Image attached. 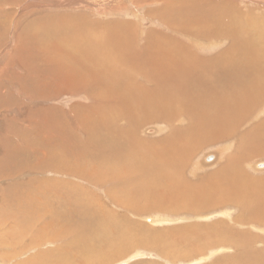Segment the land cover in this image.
<instances>
[{
	"label": "bare ground",
	"instance_id": "bare-ground-1",
	"mask_svg": "<svg viewBox=\"0 0 264 264\" xmlns=\"http://www.w3.org/2000/svg\"><path fill=\"white\" fill-rule=\"evenodd\" d=\"M15 1L18 2L21 0ZM41 1L43 2L46 0ZM154 1L155 0L152 2ZM187 2L188 4L184 5V3ZM201 2L203 3L204 1L184 0L179 1L178 5H171L169 4L168 0H162V3H164L163 5L167 10H169V7L171 10H173V8H190L194 7L196 4H200ZM12 3H14V0H4V4L7 6H11ZM58 3L63 5L62 2ZM95 3L94 9L96 10H100V8L107 9L110 5L107 3L109 5L105 7V5L101 2H99L100 4L97 2ZM261 3L263 4V2ZM43 4H45V2H43ZM102 4L104 6H102ZM233 4H213L214 7H211L210 10H208L209 12L206 13V16H211V19L209 22L206 21L205 23H211L212 21L214 22L213 26L210 25L207 27L203 25L202 27L195 28L192 27L194 26V23L192 22H188V27L181 25L177 28H174L173 25H171V27L174 28H170L173 31L172 35L175 33L182 40L186 41L183 42L178 38H172L170 35L167 36L163 34L164 31L161 33L160 31L162 30L159 29V31L156 30L147 32H143L141 30V32L138 33L136 30L137 25L136 27L131 26L133 25L132 22H130V24L128 23V26L122 23L120 25H115L112 23H109L112 25H99L88 21L84 17H81L82 15H76L77 17H75L73 12H76L77 9H83V7L77 6L79 5L78 1L66 0V6L72 8L74 11L65 16L59 14L60 17L58 20L60 26L57 27L56 33L54 35H41V39L38 37L39 40H41V42L39 41L41 46H43L45 49L43 51V56L45 58L43 59V63L47 69L46 71L42 70V76L40 77V79L42 78V81L40 82L42 88L40 107L42 112L45 113L46 117L49 118V115H51L53 119L58 121L61 129L64 127L63 132L65 133V137L59 136L58 138H55L58 139L59 142L58 150L61 152V161L64 160L65 163L66 158H69V161L71 158L77 162L73 167L69 166L70 168L68 166H61L60 168L57 167L55 170L52 169V173L61 178H79L80 180L82 179V181L84 180L89 182L94 186L111 184L112 188L109 190L107 189V194L110 195L111 199L113 198L112 193L114 192H131L130 196H137V194L142 191L143 193H150L151 196L157 194L158 199H155V201L153 199V201L148 199L144 204L142 203V205L140 203L139 205H136L138 201L137 203L136 201L134 202L135 205L129 203L130 206L132 205V207L129 206V210L133 213H136V215L138 214V217L141 214L147 213L150 209H159L160 211L163 210V212L166 211L172 213H202L205 212L206 209H217L218 207L228 204L241 207L243 212L247 211V221L251 222L248 223L250 226H254V223H257L258 225L262 223L261 226H264V194L256 190L258 186L256 185L255 180L253 182L251 179H249V177H247V173L242 169L245 161L250 159V156L254 152L260 151L258 153L264 154V135L259 136L258 134L263 132L264 117L261 118L259 115H255L258 113L259 109L260 115L264 114V17L263 19H260L259 17L255 16V12L252 13L250 11H241V8L239 9ZM32 5L35 6V4ZM2 6L4 7V5ZM45 6L47 8V4ZM48 6L55 7L57 5L49 4ZM75 6L77 7L75 8ZM118 9H120L119 11H122L121 8ZM41 12L42 14L45 13L43 11ZM32 13L34 15V12ZM31 17L32 16H27V19L23 18L22 20L27 22L29 19L31 20ZM127 18L131 17L128 16ZM161 19H163L162 16ZM196 19L198 18L196 17ZM101 30H103V34H106L104 39H101L102 37L99 34V32L101 33ZM95 31L98 32L99 36L91 34ZM135 32H137L138 35L136 33L137 41L135 44H133L132 40L135 38ZM214 43H217L218 45L225 44L227 47L223 52H218L215 56L211 55L209 57L201 55L193 50L194 48L200 50L201 47L198 48V46L203 44H205V46L208 45L211 47V45ZM215 48L217 47L215 46ZM44 74L45 76H43ZM46 74H49L50 76L52 75L50 80L53 81V83L56 80L54 77L55 74L56 78L58 76L59 78L63 79V82L60 80V82H62L65 86H61L60 90L62 89V91L59 90L58 93L55 91L57 93L56 95H49L48 85H50L51 88L52 85L48 83L49 77L46 76ZM29 76L31 79L34 77L26 73L23 77V79L26 81L24 82L25 88L28 87L26 83ZM38 78L36 80L40 81ZM74 81L75 84H73ZM59 84L60 83H58V85ZM98 86H103L102 90L105 91L104 94L95 91ZM20 87L22 88V85ZM91 89L93 90L91 91ZM82 91L88 92V95L94 99V102H98V106L91 110L90 108H82L84 109L82 110L80 109L81 107L79 109L73 107L66 112L62 110L63 108L61 109L55 104L49 103L50 101L53 102L54 100L60 99L61 95L71 96ZM29 96V98L32 99L36 98L35 94L31 91ZM64 102L67 101L64 100ZM32 105L34 104L32 103ZM80 112L85 116L86 112H88L87 116L90 119L101 118V122L99 121L96 124H92V121H86L88 120L86 118L82 120L79 118ZM0 117L5 121H10L7 126L11 125L12 122L14 123V121L17 120H13L15 117L11 112L7 111V108H4V110L0 112ZM252 118L256 119V123L254 121L251 122ZM107 119H113V121H111L112 124H109V127L106 129V131L109 129L112 130L110 132L108 131L107 140L103 144L102 150L105 152L104 159H100L99 157L103 153L101 147L99 146V144L103 141L99 137V132L101 130L100 125L104 126ZM114 119H118V121L115 122ZM155 120H159L157 127L158 129L159 125H162L164 128L163 132L161 133H164V130H166L168 131V134H161L164 135V137L161 138V141L157 140L156 143H151L152 141L146 143V141L139 137V132L141 130L144 133V129H142L141 126L148 122L152 123V121L154 122ZM24 122H26L25 119ZM249 122H251L250 126L247 124ZM17 123L18 122H16V124L14 123V126L11 125V127H16L15 125H17ZM33 123L34 122L30 123L29 121H27V123H23V125L19 123L18 130H15V132L13 131L14 128H11L15 137L13 142H11L12 144L8 143L9 147L6 146L7 151L2 157L3 161H5L4 163L8 164V172H6L4 175V181L5 183H8V187L6 185L5 189L1 187L2 190H6L7 194L0 198V202L5 204L7 207L10 206L11 208H15L12 207L15 206L14 202L17 203L16 205L19 206V208L24 206L31 208L33 207L32 204H37L34 207L38 209L41 205V188L37 187L38 184L42 186L41 178L35 176L41 174V159H39V156L41 155V144L39 141H37V144L39 145L33 146L34 141L31 142L33 137L30 136L35 135V133L32 131ZM171 124H174V127ZM7 126L3 124L4 128L2 127V132L5 128L7 129ZM142 127L144 128V126ZM149 127L152 126L150 125ZM154 127L155 126L146 129L145 134L147 136L153 134H155L154 137L158 136L156 134L160 132H158L159 130ZM55 130H50L49 137L54 135ZM79 133H84L86 138L84 135L79 136ZM11 137L12 136H10V138ZM83 137L86 140H82ZM227 139H234L240 143V149H242V151L239 149L237 157L230 155L225 158L223 155L224 159H222V157L218 158L216 154L213 155L214 152L211 155L208 154L204 156L203 158L200 157L203 163H206L207 165L211 164L209 166L214 165V169L218 166L220 167H218L209 178L202 177L198 174V170L201 171V169L204 167L201 162L200 164H202L201 166L203 167L200 165L199 167L193 166L196 168L192 172L191 170L193 168L190 166L191 173L188 175L189 177L191 176L192 179L190 180L185 178L186 174L184 171H186V165L190 164L189 162H191L196 149L200 147L201 144L203 146V144L209 142L215 143ZM247 140H256L260 143V146L256 149H252L254 147H250V141L248 142ZM56 143L57 142L55 141V145ZM228 149L230 150V148ZM29 152H31L30 155L28 154ZM145 155H149L151 158H144L143 156ZM54 157L56 156L54 155ZM60 158H58V160ZM30 159H36L35 164H33V166L30 165L31 168H33L24 170V168H26L27 162ZM81 162L90 163L92 165V170L85 171L86 168H80L79 166L81 165ZM50 163H48V165H50ZM96 166H98V168H96ZM100 166L104 168L102 171L105 170V174H99L102 172L100 170ZM255 167L257 169L264 170V162H259ZM24 175H30V179L28 177L26 180H20L19 182H16V180L21 179ZM53 179L56 181V178ZM58 180V183L60 184L57 187L58 189L55 188L57 189L56 195L62 191L68 190L71 192L70 187H74L73 184L67 183V181L64 179ZM43 182L45 184L43 186H47L50 189V186L46 185L50 183V180L45 179ZM262 182L264 183V180ZM87 185L88 184L86 183V186ZM164 187H166V189H163ZM78 188L74 187L72 191H76ZM80 190L82 191L83 189ZM53 192L55 191L53 190ZM93 196L91 198L95 197ZM127 197L129 196H126V198ZM88 199H90V197ZM116 199V203L121 206L126 205L128 202L126 201L127 199L125 201L122 200L123 198L121 200H118V198ZM92 201L97 202L98 200L96 201L94 198ZM130 201H132V199ZM143 201L144 200L141 202ZM69 202L71 201L69 200ZM258 204L259 207H257ZM251 205H253V208ZM89 206L92 208V211L90 212L91 221L87 218L88 216H85L84 218L86 222L83 223L82 221L78 227H75L77 226L75 225L74 227L76 229H67V223L64 225L57 224V221L55 220L60 217H57L56 214H54V220L50 223H46V225L42 228L40 225V230L42 229L44 232V230L51 227L53 228L57 224L58 229L54 233V237L59 239L60 237L67 235L72 236L73 240H71L72 243L69 245H73V249H79L81 246H83L81 243V238L83 236H92L91 241L93 243L101 244L100 240L103 241L104 244H102V246H106V248H108V245H110L108 241L112 240L110 236H135L131 231L126 232L125 230H117L115 228L116 224L113 222H104L105 220L109 219H111V221H115L114 219L116 215L111 213L112 211H106L105 208H103L105 211L103 210L102 212L97 209L94 210L90 202ZM258 209H261L263 213L261 214ZM58 210L61 211L60 209ZM20 211L21 218H23L26 215L25 211ZM98 212L101 213L100 218L98 217ZM110 213L113 215H110ZM35 214H37V212ZM223 214L227 216V213ZM13 215H15V213ZM111 216L114 217L112 218ZM51 217L53 219V216ZM36 218H38V221L41 222V218H43V216H41V214H37ZM102 218L105 220H100ZM139 218L141 219V217ZM15 219L18 220V218ZM126 220L123 222L124 226H131L135 231H139L137 230L138 226L135 225L134 222L128 220L127 218ZM146 221L154 223L155 225L159 224L160 222H172L169 219H162L159 216L155 217V219L154 217L151 219L147 218ZM235 221H237V219ZM53 224L54 226H52ZM241 225H244V222H242ZM112 226H114L115 231L113 230ZM181 229L183 232H185L186 236H200L198 234H201V236H223L221 233H219V231L222 230H224V234H226V236H233L232 228L228 227L226 224H223V226L213 225L208 229H202L199 225H188L180 228L177 231L176 229L173 231L180 233ZM262 229L264 230V228ZM195 231L198 232V234ZM150 233H148V235ZM141 234L143 236H147L145 233ZM162 235L163 234L161 233L155 236ZM24 236H16V238H20L22 240L24 239ZM96 236H99L100 238L106 236V243L102 239H96ZM164 236L166 235L164 234ZM144 239L146 238H143V240ZM34 240L38 241L39 239L36 240V238H34L33 241ZM137 241H140L142 244L141 238H138ZM222 241L224 242V238ZM144 242L145 241H143V243ZM86 243H90V241H87ZM140 243L139 245H141ZM255 243H257V241L249 240L247 247L253 248L255 247ZM223 244L227 245V242ZM39 245L41 246V244L38 242V245L36 246ZM137 245L134 246V249L138 247ZM233 246L234 245H231V248H233ZM146 247L151 248V244ZM236 247L238 249H242V246L239 242L236 244ZM125 249L126 247L121 249L120 253L113 255L106 264L112 261L114 263L117 261V259H121L120 257L130 252V249ZM165 249V253L168 255L167 250L169 249ZM262 251L264 252V249ZM262 251H259L261 256H259V252V255H254V257H256V255L258 256L256 257V260H253V262L255 261V264H264V255L262 256ZM56 252H58L57 255L59 252H61V256L65 257L64 259L60 258V261L64 263L59 264H68L66 256L68 255L69 257L71 253H69L70 250L66 252V250L63 248H57L54 251L49 250L47 252L41 253L26 264H33L34 262L37 263L38 259L42 258L45 260V258H49V256H51L50 258H53L52 256ZM215 252H217V250L210 253L208 252L209 254L205 255L202 254L200 250H198V253L202 255V258L198 259L199 261L193 260L192 263L197 264L202 262L206 260V257H208L210 254L212 255ZM57 255L55 256L56 258L59 256ZM177 255L183 256L181 258L189 257L187 259H193V257H190L188 254L182 255L178 253ZM75 257L77 258V256ZM232 257L233 256L229 257L228 259L231 260ZM106 258L108 259V257ZM80 262L81 261H78L76 264H80ZM253 262H251V264Z\"/></svg>",
	"mask_w": 264,
	"mask_h": 264
},
{
	"label": "rangeland",
	"instance_id": "rangeland-1",
	"mask_svg": "<svg viewBox=\"0 0 264 264\" xmlns=\"http://www.w3.org/2000/svg\"><path fill=\"white\" fill-rule=\"evenodd\" d=\"M74 1L79 2V5H77L78 7H83V9H77L76 12H73L74 13L73 15L75 17H77L76 15H78V16L82 15L81 17H84L88 21L95 23V24H99V25H112V24L120 25L122 23V24H126L128 26V23L130 24V22H132L133 25H131V26L136 27V25H137V29L136 28L135 29L137 30L138 33H140L141 30L143 32L162 30V31H160L161 33L164 31L163 34H165L167 36L170 35V37H172V38H176V39L178 38L183 42H186V41L182 40L175 33H174V35H172L173 31L170 28L174 29V28H177L181 25L188 27L189 26L188 22L194 23V26H192V27H195V28L202 27L203 25L207 26V27L210 25L213 26L214 22H212V21H211V23L205 24L206 21L209 22L211 19V16H206V13L209 12L208 10H210L211 7H214L213 4L217 5V3H218V4H223V5L227 4L228 5L229 3L230 4L234 3L233 5L237 6L239 9L241 8V11H244V12L250 11L252 13L255 12L256 15L255 14H253V15L259 17L260 19H263V17H264V5H263L264 0H203L204 2L206 1L205 5H204V2L203 3L201 2L200 4H196L194 7L185 8V9L173 8V10H171L170 7H169V10L165 9V7L163 5L164 3H162V0H155L154 2H152L153 0H149V1L148 0H122V1L121 0H117V1L116 0H113V1L108 0V2H107V0H101V1H99V0H95V1L94 0H84V3H83V0L82 1L74 0ZM168 1H169V4H171V5H178L179 1H184V0H178V1L168 0ZM185 1H190V0H185ZM210 1L211 2L213 1V2L211 3ZM32 2H34V3H32ZM43 2H45V4H43ZM43 2L41 0H21L18 2L14 0V3H12L11 6L8 5L9 6L8 7L7 5L4 4V0H0V11H2V12H0V112H2L4 110V108H7V111L11 112L12 115L15 117V118H13V120L17 119L16 121H14V123L16 124V122H18L17 125H15L17 128L13 127L14 126L13 122L11 123V125H13L12 127H11V125L7 126V124L10 123V121L9 122L5 121L4 119H2L0 117V132H1V135H0V141H1V143H0V154L2 155V156L0 155V188L2 187L3 189H5V185L6 186L8 185V183H5V181H4L5 180L4 175L6 174V172H8V170H7L8 164L4 163L5 161H3V159H2V157L5 155V153L7 151L6 146L9 147V144L11 142H13L14 137H15V135L13 133L15 132V130H18L19 123L23 125V123H27V121H29L30 123L34 122L33 126H32V131L35 133V135L30 136V137H33L31 140V142L34 141L33 146L39 145V144H37V141H39L41 144V155L39 156V159H41V174H38L35 176L41 178V185L42 186L45 185L43 182L45 179L50 180V183L46 184V185L50 186V189L47 186L42 187L39 184L37 185V187L41 188V205L38 208L39 210L36 207H34L37 204H32L33 207H31V208H28L25 206L19 208V206L16 205L17 203L14 202L15 206H12V207H15V208H11L10 206L7 207V206H5V204L0 202V264H26V263L30 262L37 255L44 253V252H47L49 250L54 251L57 248H63L66 250V252L68 250H70L69 253H71V255L73 254L72 255L73 257L71 255H69V257H68V255L66 256L68 264H74V263L76 264V262H78V261H81L80 264H93V263L94 264H99V263L106 264L107 261L113 255L120 253V250L124 249L125 247H126L125 250L130 249V252H128L125 255H123L122 257H120L121 259H117V261H115L114 263L112 261L108 264H189L190 262H191L190 264H193L192 263L193 260L199 261L198 259L202 258V255L200 253H198V250H200V252H202V254H205V255H208L210 252L215 251V250H217V252L213 253L212 255L210 254L208 257H206V260L199 262L197 264H251V262H253L254 259L256 260V257H258L257 255L260 254L259 256H261V253L259 251H262L264 249V230L262 229V228H264V226H261L262 223H260V225H258L257 223H254V226H252V225L250 226V224H248V223H251V222L247 221L248 213H247V211L243 212V210H241V207L226 204L224 206L218 207L217 209L216 208H212V209H208V210L206 209L205 212H202V213H196V212L172 213V212H166V211L163 212V210H161L162 211L161 212L159 209H158L159 211L155 210V209L154 210L150 209L147 213L139 215V217H141V219H140L138 217V214L136 215V213H133L132 211L129 210L130 207H132L133 204L135 205V203H134L135 201H136V203L138 201V203L136 205H139V203L142 205V203L144 204L146 202V200H148V199H150L151 201H153V200L155 201V199L156 200L158 199L157 194H154L151 196L150 193H148L149 194L148 195L147 192L143 193V191H142V192H139L137 194V196H130L131 192H114V193H112L113 198L111 199L110 195L107 194V189L109 190L110 188H112L111 184H109V185H107V184L106 185H95L94 186L93 184H90L89 182H86L84 180L82 181V179L80 180L79 178H78L79 180L75 179L73 177L61 178V177L52 173V169L55 170V169H57V167L60 168L61 166H68V167L72 166L73 167L74 164H76L77 162H75L71 158H70V161H69V158H66L65 163H64V160L61 161V158H60L61 152L58 150L59 142H58V139H55V138H58L59 136L65 137V133L63 132L64 127L61 129L58 121L53 119L51 115H49V118L46 117L45 113L42 112L41 107H40L41 106V91H42L41 83H40L42 81V78L40 79V77L42 76V74H41L42 70L46 71L47 69L43 63V59H45L43 56V51L45 49L43 46H41V43H40L41 40H39L38 37H40V39H41V35H43V36H46L48 34L54 35L56 33L57 27L60 26V23L58 20L60 15H62V16L68 15L69 13H72V11H74V10H72V8H69L66 6V0H46ZM58 2H62V4L64 6ZM95 2H97L98 4H100L99 2H101L105 5V7H107V5H109V4L110 5L107 9L106 8L105 9L100 8V10H96V9H94L95 4H96ZM106 2L109 4H107ZM138 2H139V4H138ZM261 2H263V4ZM120 3H122V4H120ZM32 4H35L36 7ZM46 4H47V8L45 6ZM49 4H56L57 6L50 7V6H48ZM103 4H102V6H104ZM187 4H188V2L184 3V5H187ZM2 5H4V7ZM122 5H123V7H122ZM77 6H75V8ZM118 8H121L122 11H119L120 9H118ZM41 11H43L45 13L42 14ZM32 12H34V15ZM122 13L125 15H123ZM27 16H32L31 20L29 19L27 22H24V20H22V19L23 18L27 19ZM128 16L131 18H127ZM161 16L163 17V19H161ZM196 17L198 19H196ZM109 23H112V24H109ZM183 24H185V25H183ZM171 25H173L174 28L171 27ZM168 31H169V33H168ZM137 32H135V38H133L134 41L132 40L133 44H135L137 41V39H136V33ZM138 33H137V35H138ZM91 34H93V35L95 34L98 36L100 34V36L102 37L101 39H104L105 35H106V34H103V30H101V33L99 32V34L97 31H95ZM138 40H139V38H138ZM215 46L217 48H215ZM199 47H201L202 49L200 48V50H199L197 48H194L193 50L196 51L197 53L201 54V55L209 57L211 55L215 56L218 52H223L226 49L227 45H225V44L218 45L217 43H214L211 45V47L208 45L205 46V44L198 46V48ZM24 72L28 75L34 76L32 79L29 76L28 81L26 83L28 85L27 88L24 87V82H26L23 79V77L25 76ZM37 72H40V73H37ZM35 76H36V78H35ZM43 76H45V74ZM46 76L49 77L48 83L52 85V88L50 85H48V93L50 96L56 95L59 92L61 86L65 87L64 84L62 83L63 79L59 78L58 76L56 78V74L54 76L56 79L54 83H53V81L50 80L52 78V75L50 76L49 74H46ZM37 78L40 81L36 80ZM60 80H62V82H60ZM34 81L36 82V84ZM57 82L60 83L61 85L60 84L58 85ZM19 84H20V86L22 85L23 89L19 86ZM73 84H75V81L73 82ZM53 85H55L56 87ZM102 87L98 86L95 91H98V92H101L102 94H104L105 91L102 90ZM92 90L93 89H91V91ZM30 91L35 94L36 98H33V99L29 98L30 97L29 96ZM55 91H57V93ZM60 91H62V89ZM58 95H60V94H58ZM64 100H66L67 102H64ZM32 103L34 105H32ZM49 103L55 104L57 107H59L61 109L63 108L62 110L66 111V112L69 111V109H71L73 107L78 108V109L80 107H81L80 109L90 108V110H91L94 107L98 106L97 105L98 102L97 101L94 102V99L91 98V96L88 95V92H85V91L75 93L71 96L61 95L60 99L54 100L53 102L50 101ZM78 109H75V110H78ZM19 110H20V112H19ZM82 110H84V109H82ZM258 113H256L255 115L256 116L259 115L261 118L264 117V114L260 115V109L258 110ZM87 114H88V112H86V116H85L84 114H82L80 112L79 118H81L82 120L84 118H86V119H88L86 121H89V122L92 121L91 122L92 124L93 123L96 124L99 121L101 122V118L100 119L99 118H93V119L91 118L90 119V118H88ZM82 115H84V116H82ZM21 119H22V121H21ZM24 119L26 120V122H24ZM7 120H9V119H7ZM36 120H38V121H36ZM111 121H113V119H111V120L107 119V121H105L106 126L100 125L101 130L99 132V137L103 140L99 144V146L101 147V150L103 148L104 142L107 140L108 131L110 132L112 130V129H109L108 131H106V129L109 127V124L110 125L112 124ZM114 121L116 122V121H118V119H114ZM253 121L256 123V119L252 118L251 122H253ZM1 122L7 126V129L5 128L3 130V132L1 130L3 127V124ZM158 122H159V120L158 121L155 120L154 122L152 121L153 124L151 122L146 123L147 125L143 124L142 126H144V128L142 126H141V128L144 129V133L141 130L139 132V137L142 140L146 141V143L151 142V141H152L151 143H153V142L156 143L157 140L161 141V138L164 137V135L168 134L167 133L168 131L164 130V133H161V132H163L164 128L162 127V125L161 126L159 125V129H158L157 128ZM251 122H249L247 124H249V126H250ZM150 125L152 127L155 126L156 129L159 130L158 132H160V133L156 134L158 136L154 137L155 134L147 136L145 134L146 129L152 128V127H149ZM171 125L174 127V124H171ZM11 128L12 129L14 128L13 129L14 132H12ZM51 129H53V130L56 129V130L54 131L55 132L54 135L52 137H49V132ZM6 130H7V132H6ZM262 131L263 132L258 133L259 136L264 135L263 134L264 129ZM7 133L8 134L11 133L12 135L11 134L8 135ZM161 134H164V135H161ZM81 135H84V137L86 138L84 133L83 134L79 133V136H81ZM10 136H12L11 137L12 139L10 138ZM84 137L82 138V140L85 139ZM148 137H150V138H148ZM55 141L58 144L56 143V145H55ZM247 141L249 142L250 140H247ZM45 143H46V145H45ZM249 143L251 144L250 147H254L252 149H256L260 146V143L256 140H251ZM43 145H45V146H43ZM228 148H230V150ZM223 149H225V150H223ZM239 149H240V143L234 139H227V140L219 141V142H215V143L209 142V143L203 144V146L201 144V146L196 149L194 156L191 159V162H189L190 164L186 165L187 168H186V171H184V173L186 174L185 178L191 180L192 179L191 176L189 177L190 173L196 167H199V165L201 166L202 164L204 167L201 166V167H203V169H201V171L198 170L199 171L198 174H199V176L206 177V178L207 177L209 178L211 176V174H213V172L218 167H220V166H218L214 169L213 168L214 165L209 166L211 164L207 165L206 163H203L202 159H200V157L203 158L204 156H206L208 154L211 155L213 152H214L213 155L216 154L218 156V158L222 157V159H224V156L226 158L227 156H230V155L237 157V155H238L237 153H238ZM240 150L242 151V149H240ZM29 151H31V150H29ZM258 152H260V151H258ZM258 152H254L252 154L253 156L251 155L250 159L246 160L247 162L245 161V164H243L242 169H243V171H245L247 173V177H249V179H251L253 182L255 180V183L258 186V188L256 190H258L264 194V186H263L264 183L262 182L264 180V170H260V169H257L255 167L259 162H264V154L258 153ZM30 153L31 152H29L28 154L30 155ZM104 153L105 152L103 151V153H102L103 155L101 154L99 157L100 159H104ZM223 153H225V154H223ZM54 155L56 157H54ZM46 156H47V158H46ZM148 156L145 155L143 157L144 158H151V156H149V157ZM68 157H70V156H68ZM58 158H60V159L58 160ZM35 161H36V159H30L27 162V165H29V166L26 165V168H24V170L32 169L33 167L31 168V166H33V164H35ZM50 161H51V163H53V162L54 163L51 164ZM59 161H61V162H59ZM66 161H67V163H66ZM195 161H196V164H195ZM197 161H198V163H197ZM201 162H202V164H200ZM48 163H50V165H48ZM190 166L193 168L192 170H191ZM193 166H196V167L194 168ZM24 167H25V165H24ZM79 167L82 169L86 168L85 171H87V170L91 171L92 170V168H91L92 165L88 162H86V163L81 162V165ZM252 167H253V169H252ZM96 168H98V166H96ZM102 169H104V168L100 166L101 171H102ZM190 170H191V172H190ZM46 171H48V172H46ZM3 172H5V173H3ZM99 174L100 175L105 174V170H103ZM29 176L24 175L21 179L16 180V182H19L20 180H26ZM53 178H56L55 179L56 181H54ZM29 179H30V177H29ZM52 179H53V182H52ZM58 179H60V180L64 179L67 181V183H71L74 185V187H77V188L79 186V188H78V190L76 189V191H72V189L74 187L71 186L70 187L71 192L68 190H67L68 193H67V191H62L56 195V190L58 189L57 187L60 184V183H58L59 182ZM196 180H197V178H196ZM148 181H150V180H148ZM86 183L88 184L87 186H86ZM164 186H166V185H164ZM2 188L0 189V198H2L3 196H5L7 194L6 190H2ZM55 188H57V189H55ZM80 189H83L82 190L83 192ZM163 189H166V187H164ZM254 189H255V187H254ZM53 190L55 192H53ZM85 192L88 195H86ZM91 195L92 196L94 195L95 197L94 196L93 197L95 198V200L96 201L98 200L99 202L98 201L97 202L92 201V200H94V198H91L92 197ZM113 195H115V196H113ZM58 196H60V197H58ZM78 196H80V197H78ZM88 196L90 197V199H88L89 198ZM126 196H129V197L126 198ZM143 196L145 197V199ZM115 197L118 198V200H121L123 198L122 200L125 201L127 199L126 201H128V202H127V204L125 203L126 205H123V206L118 205L116 203L117 199ZM66 198H68L71 202H69V200ZM130 198L132 199L133 202L130 201L131 200ZM141 199L144 201L141 202L142 201ZM47 200H49V201H47ZM86 201H88V202H86ZM65 202H66V204H65ZM89 202L93 206L94 210L97 209L100 212H102L103 210L105 211V209H106V211L107 210L112 211L111 213H114L116 215L115 219H114L115 221H113V220L111 221V219H109V220L103 219L105 217H103L100 220H105L104 221L105 223L113 222L116 224L115 228L117 230H120V231L125 230L126 232L131 231L132 234H134L135 236H110L112 240L108 241L110 244V245H108V248H106V246H102V244H104V242L101 240H100L101 244H97V243H93L91 241L92 236H88V237L83 236L81 238L82 239L81 243L83 244V246H81V248H79V249L78 248L73 249V245H69L72 243V241H71V240H73L72 236L67 235L68 237L64 236V237H60L59 239L55 238L54 233L58 229L57 224L64 225L65 223H67L68 224L67 229L70 228L69 230H71V228L74 229L75 227H78L82 221H83V223H85L86 222L85 218H84L85 216H88L87 218L91 221L90 212L92 211V208H90ZM129 203L132 205L130 206ZM44 207H45V209H44ZM251 207L253 208V205H251ZM257 207H259V204ZM103 208H105V209H103ZM58 209H60L61 211H59ZM20 210L25 211L26 215L23 218H21V213H20L21 211ZM258 211H260L261 214L263 213V211L261 209H258ZM36 212H37V214H41V216H43L44 219L41 218V222L38 221V218H36L37 217V214H35ZM53 212H55V213H53ZM100 212L97 213L99 218L101 217ZM14 213H15V215H13ZM111 213H110V215H113ZM223 213H227V216H225ZM43 214H45V215H43ZM48 214H50V215H48ZM54 214H56L57 217H60L57 220H55V221H57L56 226H54V224H55L54 223L52 225V226H54L53 228L51 227L49 229H46V230H44V232L42 229L40 230V225L42 228L43 226L46 225V223H50L54 220V217H55ZM71 214H72V216H71ZM29 216H31V217H29ZM51 216H53V219ZM157 216H159L162 219H164V218L169 219L172 222H160L159 224L155 225L154 223L146 221L147 218L151 219L152 217H154V219H155V217H157ZM66 217H68V218H66ZM111 217L113 218L114 216H111ZM15 218H18V220ZM126 218L128 220H131L132 222H134L135 225L138 226L137 230H139V231H135L131 226H129V227L124 226L123 222H124V220H126ZM204 218L207 220H205ZM236 219H237V221H235ZM100 220H95V221H100ZM239 220H240V222H239ZM14 222H15V225H14ZM37 222L40 224H38ZM70 222H71V224H70ZM242 222H244V225H241ZM221 223L226 224L228 227L232 228L233 236H228V235L226 236V234H224V230L219 231V233H221L223 236H207V235L201 236V234H198V232H196V231L195 232L200 236H186L185 232H183L182 229H181L180 233L173 231L174 229H176V231H177L180 228L188 226V225H199L202 229H208L213 225L223 226V224H221ZM19 225L21 228L19 227ZM21 225H23V226H21ZM75 225H77V226H75ZM112 227H113V230L115 231L114 226H112ZM21 231H22V233H21ZM166 231H167V233H166ZM160 232L163 234L162 236H155V235L161 234ZM25 233H27V234H25ZM141 233H145V235H147V236H143ZM148 233H150V234L148 235ZM28 234H29V236H28ZM164 234L166 236H164ZM245 234H246V236H245ZM32 235H34V236H32ZM240 235H242V236H240ZM247 235H249V236H247ZM16 236H24V239L21 240L20 238H16ZM34 238H36V240L39 239L38 241L34 240L36 244L33 241ZM138 238H141L142 244L140 243V241H137ZM143 238H146V239L143 240ZM223 238H224V242L222 241ZM54 239L56 242L54 241ZM96 239H102L105 241V243L107 240L106 236H103V238L96 236ZM113 240H114V242H113ZM249 240L250 241H257V243L254 244L255 247L251 246L254 249L247 247ZM87 241H90V243H86ZM143 241H145V242L143 243ZM237 241L242 246V249H238L236 247V244L238 243ZM244 241H246V242H244ZM38 242L41 244V246L40 245L36 246V245H38ZM138 242L141 245H139ZM225 242H227V245L223 244ZM32 243H33V245H32ZM113 243H114V245H113ZM115 243H118V244H115ZM150 244H151V248L150 247L147 248L146 246H149ZM136 245L138 247H136L134 249V246H136ZM142 245H144V246H142ZM231 245H234L233 248H231ZM71 248H72V250H71ZM165 248L169 249V250H167L168 255L165 253V250H166ZM258 252H259V254H258ZM57 253L58 252L53 254V256H52L53 258H50L51 256H49L50 259L48 257H46L45 260L41 258V259H38L37 263L34 262L33 264H35V263L36 264H38V263L39 264L64 263V262L60 261V258L64 259L65 257L61 256V252H59V254H58L59 256L57 255ZM178 253L182 254V255L188 254L190 257H193V259H187L189 257L181 258L183 256L177 255ZM255 254H257L256 257H254ZM56 255L58 256V258L55 257ZM74 255L77 256V258ZM81 255H82V257H81ZM89 255H91V256H89ZM263 255H264V252H263L262 256ZM231 256H233L232 258H234V257L235 258L234 259L231 258V260L228 259ZM106 257H108V259ZM97 258H98V260H97ZM58 259L60 262L58 261ZM243 259H244V261H243ZM248 259H249V262H248ZM100 261H102L103 263ZM252 264H255V261Z\"/></svg>",
	"mask_w": 264,
	"mask_h": 264
}]
</instances>
